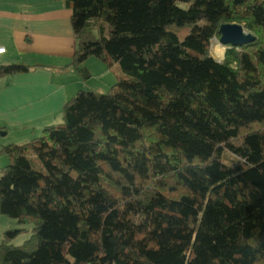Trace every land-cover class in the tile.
Instances as JSON below:
<instances>
[{"label":"trees","instance_id":"trees-1","mask_svg":"<svg viewBox=\"0 0 264 264\" xmlns=\"http://www.w3.org/2000/svg\"><path fill=\"white\" fill-rule=\"evenodd\" d=\"M58 1L70 65L86 81L96 58L116 81L0 149V215L19 226L0 264H264V0ZM233 23L253 40L217 61Z\"/></svg>","mask_w":264,"mask_h":264},{"label":"crops","instance_id":"crops-1","mask_svg":"<svg viewBox=\"0 0 264 264\" xmlns=\"http://www.w3.org/2000/svg\"><path fill=\"white\" fill-rule=\"evenodd\" d=\"M71 15L58 0H0V48L5 49L0 66L29 68L0 77V149L27 143L62 123L65 103L93 79L89 64L87 81L70 65L76 46ZM96 66L101 76L108 72ZM7 164L0 155V169ZM16 228L14 220L0 215V243L6 230Z\"/></svg>","mask_w":264,"mask_h":264},{"label":"rangeland","instance_id":"rangeland-1","mask_svg":"<svg viewBox=\"0 0 264 264\" xmlns=\"http://www.w3.org/2000/svg\"><path fill=\"white\" fill-rule=\"evenodd\" d=\"M182 7H184V6L182 5ZM244 30L247 31L246 29H244ZM224 50H225V47L219 43V38H214L211 42L210 49H209L211 57H213L217 61H221L223 59V56H224ZM86 61H88V62L86 63ZM86 61L84 62L83 66L86 68L87 64H89L91 72L93 73V79L86 83L88 85H85L86 87L84 88L83 91H94V92L101 93V94L107 93L109 91V89L115 84L116 76H115L114 72H111L103 63L98 61L96 58H93V57L88 58ZM96 65L103 66L104 70H108V72L103 74L104 77L100 75V72L97 70ZM98 75H100V77H98ZM79 76H80V74H79ZM22 228H24L27 231L25 233L20 234L19 236H17L15 238V239H17L18 243L23 241L24 238L27 239L30 235L29 231H30L31 227L29 225L24 226ZM12 244H13V242H12Z\"/></svg>","mask_w":264,"mask_h":264},{"label":"water","instance_id":"water-1","mask_svg":"<svg viewBox=\"0 0 264 264\" xmlns=\"http://www.w3.org/2000/svg\"><path fill=\"white\" fill-rule=\"evenodd\" d=\"M219 43L222 46H240L253 40L252 35L245 31L240 24H223L218 30Z\"/></svg>","mask_w":264,"mask_h":264},{"label":"built area","instance_id":"built-area-1","mask_svg":"<svg viewBox=\"0 0 264 264\" xmlns=\"http://www.w3.org/2000/svg\"><path fill=\"white\" fill-rule=\"evenodd\" d=\"M5 52L4 48H0V55L3 54Z\"/></svg>","mask_w":264,"mask_h":264}]
</instances>
